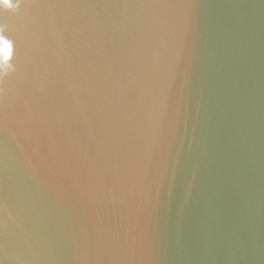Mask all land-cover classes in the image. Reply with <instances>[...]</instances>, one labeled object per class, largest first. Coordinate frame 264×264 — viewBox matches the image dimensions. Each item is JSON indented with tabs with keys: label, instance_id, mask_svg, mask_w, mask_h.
Segmentation results:
<instances>
[{
	"label": "water",
	"instance_id": "95a60500",
	"mask_svg": "<svg viewBox=\"0 0 264 264\" xmlns=\"http://www.w3.org/2000/svg\"><path fill=\"white\" fill-rule=\"evenodd\" d=\"M0 29V264H264V0H22Z\"/></svg>",
	"mask_w": 264,
	"mask_h": 264
},
{
	"label": "clouds",
	"instance_id": "9594fccd",
	"mask_svg": "<svg viewBox=\"0 0 264 264\" xmlns=\"http://www.w3.org/2000/svg\"><path fill=\"white\" fill-rule=\"evenodd\" d=\"M22 0H0V8L16 11L21 7ZM14 44L11 39L3 34L0 29V80L6 78L9 73H14L16 67L11 63Z\"/></svg>",
	"mask_w": 264,
	"mask_h": 264
}]
</instances>
